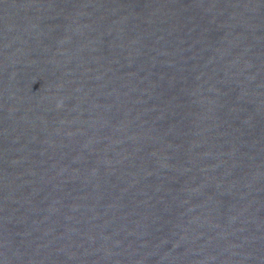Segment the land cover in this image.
<instances>
[{
    "label": "water",
    "instance_id": "1",
    "mask_svg": "<svg viewBox=\"0 0 264 264\" xmlns=\"http://www.w3.org/2000/svg\"><path fill=\"white\" fill-rule=\"evenodd\" d=\"M0 264H264V0H0Z\"/></svg>",
    "mask_w": 264,
    "mask_h": 264
}]
</instances>
